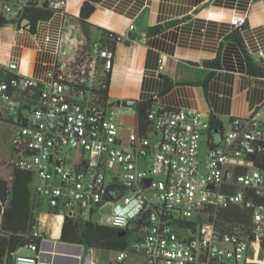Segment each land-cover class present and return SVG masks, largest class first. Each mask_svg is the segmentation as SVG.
Here are the masks:
<instances>
[{
    "label": "built area",
    "instance_id": "1",
    "mask_svg": "<svg viewBox=\"0 0 264 264\" xmlns=\"http://www.w3.org/2000/svg\"><path fill=\"white\" fill-rule=\"evenodd\" d=\"M0 1L3 13L19 19L32 0ZM49 1L56 10L66 4ZM247 22L245 15L231 18L234 30ZM135 30L130 24L117 34V41L134 40ZM146 38L144 33L141 39ZM115 57L116 49L99 41L80 47L73 61L58 62L49 79L15 74L16 62L7 66L11 76L0 81V110L2 101L21 106L18 94L38 95L31 111L13 123V165L33 173L35 197L45 198L51 208L67 212L78 206L86 208L87 216L94 209L99 224L121 228L149 211L146 232L130 247L131 254L144 258L143 264H201L204 259L244 263L251 244L264 241V100L249 115L233 117L220 141L209 139L210 116L203 112L153 106L146 113L147 134L133 131L124 143L99 88L102 70L113 71ZM204 135L208 152L202 156ZM65 149L76 151L73 160ZM116 165L113 178L128 193L120 200L104 201L108 169ZM148 188L158 191V203L149 198ZM231 205L251 210L247 235L240 228L217 226L214 219ZM196 214L203 216L199 230L180 236L173 228L175 221ZM33 235L43 236L36 228ZM22 248L31 254L21 253ZM40 252L41 245L30 242L15 251L13 264H39ZM128 255L119 251L118 263Z\"/></svg>",
    "mask_w": 264,
    "mask_h": 264
},
{
    "label": "crops",
    "instance_id": "2",
    "mask_svg": "<svg viewBox=\"0 0 264 264\" xmlns=\"http://www.w3.org/2000/svg\"><path fill=\"white\" fill-rule=\"evenodd\" d=\"M85 1L66 0L63 9L39 21L34 30L18 25L1 27L0 66L6 70L16 62L15 74L49 79L58 62H71L80 47L99 42L101 29L119 34L134 23V40L116 43L109 88L108 114L118 123V136L124 143L131 132H139L138 111L119 101L140 103L155 98V106L199 110L219 118L225 130L231 128L233 117L249 115L264 100V75L254 73L248 63L250 59L256 71L264 68L263 0H100L88 18L89 38L80 19ZM234 15L247 16V25L234 30ZM171 21L174 23L164 29L150 31ZM236 31L243 44L232 36ZM144 33L146 40L141 39ZM215 60L218 65H211ZM2 102L0 116L13 125L23 109L17 102ZM64 213L83 217L75 210ZM95 216L92 218L97 221ZM35 228L43 235L39 264H82L87 246L62 241V226L52 237L37 223ZM133 255L141 258L135 264H143L141 255ZM92 263L99 264L93 255Z\"/></svg>",
    "mask_w": 264,
    "mask_h": 264
},
{
    "label": "trees",
    "instance_id": "3",
    "mask_svg": "<svg viewBox=\"0 0 264 264\" xmlns=\"http://www.w3.org/2000/svg\"><path fill=\"white\" fill-rule=\"evenodd\" d=\"M264 1V0H263ZM100 0H86L83 4L80 19L84 34L89 38L90 23L88 18L95 9L96 4ZM49 0H32L30 5L25 9L23 16L19 19L11 15L0 12V28L7 25L22 26L23 19H29L30 28L35 29L36 24L41 20H48L55 12ZM174 21L167 22L164 25H158L150 29L151 32L159 31L173 24ZM240 44H243V38L239 31L232 35ZM118 36L116 33L101 29V43L115 48ZM251 70L254 73L264 75V68L255 67L250 59H248ZM211 65H218V60L210 62ZM11 76L7 70L0 66V81ZM112 71L102 70L100 80V94L107 108L110 107L109 88L111 84ZM37 94H23L16 97L21 101V108L31 111L36 104ZM156 105V99L152 98L146 102H140L137 108L139 131L140 134H147L148 120L147 110ZM24 114V113H23ZM21 114V116H23ZM0 120H4L0 116ZM10 122V121H9ZM210 130L208 132L209 139L214 137L216 141H220L224 130L223 123L215 115H210ZM79 153H76V160H80ZM12 173L9 177L0 176V264H9L10 257L21 247L36 242L41 245L43 236L36 237L33 231L36 227L33 210L35 206V195L33 192V173L20 169L12 164ZM128 190L117 178L108 180L107 189L104 193V201L122 199ZM51 212L58 213L59 210L50 207ZM95 210L92 209L90 216L77 217L69 216L62 212V231L61 240L65 242H74L84 244L90 248H99L116 251H130L132 244L129 242V235L132 232H140L144 234L150 224L149 211H144L141 217L131 220L127 227L121 228L112 225H102L93 220ZM218 227L234 230L241 229V233L248 234L252 225V212L249 208L240 205H231L223 209L218 217L214 219ZM202 225V222L200 223ZM175 226L188 228L192 232H196V222L188 220H176ZM125 231L126 233H123ZM180 235V234H179ZM186 236V235H180ZM141 238V236L139 237ZM139 238L136 239L139 240ZM261 249L264 250V241L258 242ZM201 264H221L216 260L204 259Z\"/></svg>",
    "mask_w": 264,
    "mask_h": 264
},
{
    "label": "rangeland",
    "instance_id": "4",
    "mask_svg": "<svg viewBox=\"0 0 264 264\" xmlns=\"http://www.w3.org/2000/svg\"><path fill=\"white\" fill-rule=\"evenodd\" d=\"M24 114H28L29 112L25 109L22 110ZM228 131V127L225 129ZM15 136V129L13 125L7 120H0V175L4 177H8L9 170L12 167V164L15 161L16 154L13 149V138ZM67 151V156L72 160L75 157L74 149H65ZM208 152L207 145V135H204L201 138L200 142V153L202 156H205ZM84 156L88 157V154H84ZM118 173V167L114 169H108L107 180H111L113 178V173ZM157 193L158 191L154 188L147 189V195L151 198L155 203L157 201ZM37 202H35L34 206V217L37 223V226L40 230L46 229L47 234L52 237L60 232L62 226V211L59 210L58 213L51 212L48 201L41 197L37 196ZM75 212L80 213V208L78 206L74 207ZM83 217H86V208L82 209ZM98 218V214L94 217ZM203 219L202 215L196 214L190 218L188 221L196 222V228L199 230L201 220ZM1 224V220H0ZM1 226V225H0ZM174 230L180 235H188L192 232L188 228H183L179 226H173ZM143 236L140 232H132L129 235V242L133 244L137 238ZM21 253L31 254L28 250H23ZM92 255L94 258H97L99 264H116L118 251L116 250H107V249H99L95 248L92 251ZM264 251L261 249L260 245L257 243H252L250 256L248 258V264H261L263 262ZM140 256H135L129 253L126 263L127 264H135L134 262H138L140 260ZM112 261V263H111ZM245 264V263H242Z\"/></svg>",
    "mask_w": 264,
    "mask_h": 264
},
{
    "label": "water",
    "instance_id": "5",
    "mask_svg": "<svg viewBox=\"0 0 264 264\" xmlns=\"http://www.w3.org/2000/svg\"><path fill=\"white\" fill-rule=\"evenodd\" d=\"M21 24H22V26L30 27V21L27 18L23 19ZM118 103L121 105H124V106L133 107V108H138V106H139V103L137 101H134V100H123V101H119ZM150 181H151V178H147L145 180V183L147 186L149 185ZM123 233H126V232L123 231ZM13 260H14V256L12 255L9 259V264H13ZM82 264H93L90 247H87V249H86V252H85L83 260H82Z\"/></svg>",
    "mask_w": 264,
    "mask_h": 264
}]
</instances>
